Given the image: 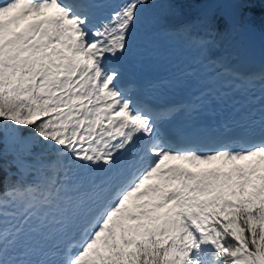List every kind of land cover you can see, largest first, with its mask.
I'll return each instance as SVG.
<instances>
[{
    "label": "snow or ice",
    "instance_id": "1",
    "mask_svg": "<svg viewBox=\"0 0 264 264\" xmlns=\"http://www.w3.org/2000/svg\"><path fill=\"white\" fill-rule=\"evenodd\" d=\"M256 34L264 0H0V264H264Z\"/></svg>",
    "mask_w": 264,
    "mask_h": 264
},
{
    "label": "rangeland",
    "instance_id": "2",
    "mask_svg": "<svg viewBox=\"0 0 264 264\" xmlns=\"http://www.w3.org/2000/svg\"><path fill=\"white\" fill-rule=\"evenodd\" d=\"M259 38L258 34L248 36L247 49H245L244 60L242 62L244 64L243 71H250V69L255 67V70H257L262 60H264V55L261 53L264 50V45L261 44Z\"/></svg>",
    "mask_w": 264,
    "mask_h": 264
},
{
    "label": "bare ground",
    "instance_id": "3",
    "mask_svg": "<svg viewBox=\"0 0 264 264\" xmlns=\"http://www.w3.org/2000/svg\"><path fill=\"white\" fill-rule=\"evenodd\" d=\"M167 73L168 69L163 65L145 70V74L150 77H164Z\"/></svg>",
    "mask_w": 264,
    "mask_h": 264
},
{
    "label": "trees",
    "instance_id": "4",
    "mask_svg": "<svg viewBox=\"0 0 264 264\" xmlns=\"http://www.w3.org/2000/svg\"><path fill=\"white\" fill-rule=\"evenodd\" d=\"M238 43H239V46H240V52H241V54H240V56L237 58V61H235V62H236V63L238 64V66H239V65H241V63H242L243 53H244L245 49L247 48V36H246V37H241V38H239Z\"/></svg>",
    "mask_w": 264,
    "mask_h": 264
}]
</instances>
